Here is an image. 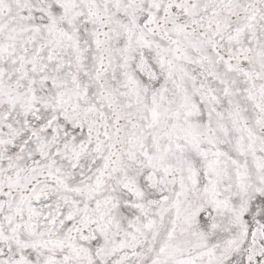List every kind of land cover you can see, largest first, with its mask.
Instances as JSON below:
<instances>
[{
    "label": "snow or ice",
    "instance_id": "1",
    "mask_svg": "<svg viewBox=\"0 0 264 264\" xmlns=\"http://www.w3.org/2000/svg\"><path fill=\"white\" fill-rule=\"evenodd\" d=\"M0 264H264V0H0Z\"/></svg>",
    "mask_w": 264,
    "mask_h": 264
}]
</instances>
